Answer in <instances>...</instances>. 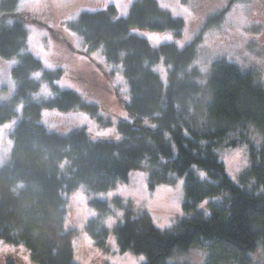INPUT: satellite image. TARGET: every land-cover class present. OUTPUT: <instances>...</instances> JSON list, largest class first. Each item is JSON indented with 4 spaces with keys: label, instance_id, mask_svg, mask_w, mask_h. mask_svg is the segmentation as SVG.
Returning a JSON list of instances; mask_svg holds the SVG:
<instances>
[{
    "label": "trees",
    "instance_id": "16d2710c",
    "mask_svg": "<svg viewBox=\"0 0 264 264\" xmlns=\"http://www.w3.org/2000/svg\"><path fill=\"white\" fill-rule=\"evenodd\" d=\"M17 1L1 0L0 15L13 17ZM114 15L112 6L81 13L70 29L91 51H101L106 63L120 66L127 81L128 119L118 124L117 141L94 140L85 130L65 136L47 131L40 123L43 109L84 111L102 123L100 108L55 85L63 72L44 69L27 51L20 19L11 26L1 22L0 58L15 61L16 89L10 103H0V125L14 117L17 104L23 110L0 168V240L23 246L34 264H75L67 195L79 188L88 195L107 193L133 171H145L151 190L184 179L181 220L160 231L130 200L94 198L88 204L96 214L84 230L99 251L108 250L112 234L119 253L143 256V264H169L193 247L208 248L210 258L228 264H246L258 253L264 258V86L224 59L213 63L205 80L191 68L205 33L222 16L207 19L179 50L174 44L152 48L129 34L139 28L182 35V20L156 0H134L125 19L113 21ZM162 62L166 84L154 70ZM41 84L52 97L36 100ZM226 149L247 151L236 182L220 161ZM110 217L114 225L108 227Z\"/></svg>",
    "mask_w": 264,
    "mask_h": 264
},
{
    "label": "rangeland",
    "instance_id": "374dc122",
    "mask_svg": "<svg viewBox=\"0 0 264 264\" xmlns=\"http://www.w3.org/2000/svg\"><path fill=\"white\" fill-rule=\"evenodd\" d=\"M1 1V0H0ZM134 0H18L15 15L6 18L0 15V24L11 26L20 19L27 33V51L42 62L48 71L61 70V77L55 81L60 90L80 95L85 101L96 104L103 121L84 111L61 112L43 109L40 123L47 131L65 136L85 130L97 141H117V126L128 119L125 104L129 100L128 85L120 66L105 62L101 51H91L71 31L81 13H96L112 6L115 9L113 21L128 16ZM158 7L173 18L182 20L183 32L176 37L172 32H157L149 29L131 28L129 34L146 40L152 48L174 44L179 50L192 42L201 26L209 18L222 16V23L214 25L205 33L191 68L200 72L202 79L209 76L211 66L218 59L236 65L242 72L251 73L260 86H264V0H156ZM15 61L0 58V103L7 104L15 95L12 67ZM166 84L167 70L164 63L154 68ZM37 75L36 78H39ZM53 92L46 84L35 96L46 100ZM23 104H17L15 115L0 125V168L6 164L12 149L11 134L22 116ZM150 126V124H147ZM239 153V156H237ZM225 172L234 182L248 163L246 149H226L219 152ZM182 181V184H181ZM180 185L179 191L177 186ZM184 179L173 184L157 186L151 190L145 171H133L125 184L102 194L88 195L79 188L66 197L69 216L66 227L75 230L73 236L75 264H143L141 256L119 253L111 234L108 250L99 251L92 239L85 233L86 222L96 212L89 206L92 199L110 201L114 197L130 200L137 212L150 215L154 227L160 231L172 229L181 220ZM124 191H121V190ZM171 189L172 191H165ZM175 205H179L178 212ZM118 213V211L115 210ZM70 217V219H69ZM106 225L113 226L110 217ZM163 225L164 227H160ZM210 250L193 247L185 254H176L169 264H228L218 256L210 258ZM34 264L21 245H10L0 240V264ZM246 264H264L258 253Z\"/></svg>",
    "mask_w": 264,
    "mask_h": 264
},
{
    "label": "snow or ice",
    "instance_id": "6c2138e0",
    "mask_svg": "<svg viewBox=\"0 0 264 264\" xmlns=\"http://www.w3.org/2000/svg\"><path fill=\"white\" fill-rule=\"evenodd\" d=\"M237 156H239V153H237ZM199 175H200L201 178H204L206 174L203 171H201L199 173ZM181 184H182V181H181ZM179 187H180V185L177 186V191H179ZM121 191H124V190L122 189ZM165 191H172V190L171 189H165ZM175 206H176L177 211L179 212L180 211L179 205H175ZM160 227H164V226L163 225H160ZM140 259L143 260L144 257L141 256Z\"/></svg>",
    "mask_w": 264,
    "mask_h": 264
}]
</instances>
